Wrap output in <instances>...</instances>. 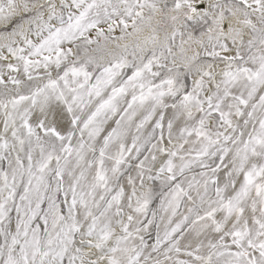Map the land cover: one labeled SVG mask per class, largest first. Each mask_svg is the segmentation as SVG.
Listing matches in <instances>:
<instances>
[{
    "label": "snow or ice",
    "instance_id": "snow-or-ice-1",
    "mask_svg": "<svg viewBox=\"0 0 264 264\" xmlns=\"http://www.w3.org/2000/svg\"><path fill=\"white\" fill-rule=\"evenodd\" d=\"M0 264H264V0H0Z\"/></svg>",
    "mask_w": 264,
    "mask_h": 264
}]
</instances>
